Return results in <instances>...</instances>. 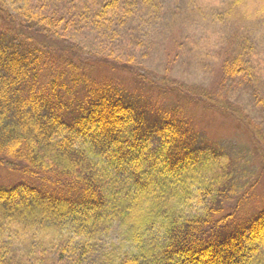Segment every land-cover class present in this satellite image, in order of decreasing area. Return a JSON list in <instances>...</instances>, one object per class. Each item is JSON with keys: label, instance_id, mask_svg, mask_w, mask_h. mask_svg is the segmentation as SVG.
<instances>
[{"label": "trees", "instance_id": "trees-1", "mask_svg": "<svg viewBox=\"0 0 264 264\" xmlns=\"http://www.w3.org/2000/svg\"><path fill=\"white\" fill-rule=\"evenodd\" d=\"M46 1L75 7L0 0V160L23 179L0 187V264H264V206L245 219L241 201L226 207L236 163L178 108L89 77L122 64L157 89L69 37L79 22L114 39L122 0ZM238 48L221 65L233 78L250 65Z\"/></svg>", "mask_w": 264, "mask_h": 264}, {"label": "rangeland", "instance_id": "rangeland-1", "mask_svg": "<svg viewBox=\"0 0 264 264\" xmlns=\"http://www.w3.org/2000/svg\"><path fill=\"white\" fill-rule=\"evenodd\" d=\"M30 3L45 12L58 8L46 0ZM119 6L122 16L116 18L112 42L101 28L79 22L70 32L71 42L91 56L131 61L159 89L121 71L122 64L91 69L89 77L141 92L154 108H178V116L206 147L236 163L235 189L226 207L232 210L241 201L237 219L250 217L264 206V101L258 99L264 97V0H122ZM67 7L72 10L75 5L70 2ZM239 44L251 47L242 56L250 65L241 77L233 78L221 71V65L238 56ZM168 86L184 90L191 102ZM252 129L257 133L251 134ZM2 158L0 187L20 183L22 176L11 169L10 159Z\"/></svg>", "mask_w": 264, "mask_h": 264}]
</instances>
